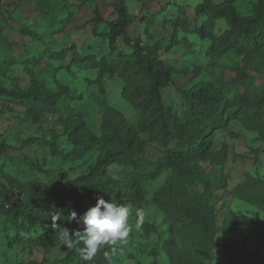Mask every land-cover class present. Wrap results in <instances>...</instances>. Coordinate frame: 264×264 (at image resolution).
I'll return each mask as SVG.
<instances>
[{
	"label": "rangeland",
	"instance_id": "1",
	"mask_svg": "<svg viewBox=\"0 0 264 264\" xmlns=\"http://www.w3.org/2000/svg\"><path fill=\"white\" fill-rule=\"evenodd\" d=\"M212 1L229 11L210 10L204 0H0V203L39 199L64 205L73 185H80L91 201L103 197L98 187L111 180L122 184L128 173L125 143L111 140L100 126L109 109L136 131L150 159L160 156L159 149L177 145L172 129L154 136L149 127L139 128L157 115L151 114L157 100L149 106L143 100L148 81L142 85L117 71L99 73L118 51L131 52L120 34L112 44L106 37L118 18L129 21L120 29H126L132 43L149 49L155 68H169L158 110L171 117L168 123H181L191 92L209 96L216 91L234 103L235 92L216 82L221 75L226 81L251 78L249 101L256 105L262 100L264 40L236 52L227 49L233 43L227 38L239 24L264 20V0ZM4 89L36 90L44 98L23 104ZM262 129L258 124L248 128L234 117L207 127L211 142L200 158L187 159L178 171L161 168L145 180L141 204L115 200L131 206L132 230L126 241L102 246L91 261L82 260L76 250L82 243L62 245L61 230L51 227L52 220L12 221L0 211V264L173 263L184 227L192 229L198 245L186 264H264V205L231 194L247 175L264 184ZM31 137L52 139L62 152L73 148L75 138L91 146L81 158L66 160L38 142H25ZM169 177L177 184L170 192L165 187ZM155 198L176 201L178 210L160 206ZM137 209L144 212L139 228ZM68 218L56 223L82 227ZM225 230L240 247L231 253V262L222 244Z\"/></svg>",
	"mask_w": 264,
	"mask_h": 264
},
{
	"label": "trees",
	"instance_id": "2",
	"mask_svg": "<svg viewBox=\"0 0 264 264\" xmlns=\"http://www.w3.org/2000/svg\"><path fill=\"white\" fill-rule=\"evenodd\" d=\"M205 6L210 10H227L223 7L216 5L212 0H204ZM230 20L237 24L234 19V14L229 12ZM261 21V25L259 22ZM129 21L124 18H118L115 23H111L109 33L106 34L109 42L112 44L114 37L120 34L123 41L129 45L131 52L118 51L113 59L107 65H102L99 69L100 75L104 74V71L115 72L131 82L142 84L143 81H148V89L146 95L143 98L145 102H148L145 106L153 104L152 99H156L158 104L153 107L152 115L157 114L151 121L144 119L147 122H143L139 125V128L147 131L154 132V136L163 135L168 132V129H172L173 133L178 134L177 145L174 148L162 151L159 149V157L156 159H150L146 155L143 140L137 137V133L132 127L126 124L124 118L109 109L105 112L104 117L101 120L100 126L105 132H108V137L111 140L122 138L125 143L123 152H127L125 158H128V164H124V168L127 170V175L123 178L122 184L113 180L110 181V185H104L98 187L105 200L112 199L114 202L119 198H124L126 202L133 205H138L144 202V194L142 189V183L157 176L161 168L170 167L174 171H178L182 164L187 159H198L210 146V139L208 136L207 127H213L215 122L227 123L229 117L240 119L243 124L248 128H253L258 124L264 129V96L261 95L262 100L258 101L256 105L252 104L249 97L251 94V86L253 80L247 79L245 76H241L236 80L231 79L226 81L221 75L216 78L217 84H219L226 92H235L237 100L234 103H230L227 97L212 91L211 95L205 94L199 95L196 93L188 94L187 113L181 119V123H168L171 119L166 113L162 111V104L160 101V88L165 84L166 74L168 73V67L155 68L152 65L153 57L147 47H140L138 44L131 42L128 37L126 29H120L125 27ZM228 41L232 40V45H228L227 49H232L237 52L236 49L246 48L249 45H253V48L263 43L264 40V20H248L243 24L238 25V29L232 35L227 38ZM252 48V49H253ZM27 58V57H26ZM36 62V61H34ZM100 65V63H99ZM143 85V84H142ZM221 89V88H218ZM255 90V89H254ZM6 93L22 100V103L32 102L33 100L43 99L44 96L38 93L36 90H7ZM150 101V102H149ZM203 106L207 110L203 109ZM158 111V112H157ZM164 113V114H163ZM162 116V117H161ZM175 118V117H174ZM168 120V122H167ZM186 125V128H184ZM262 129V130H263ZM170 131V130H169ZM158 133V134H157ZM206 138L203 140V138ZM25 142H38L43 146H47L66 160L81 158L84 153L90 148V143H85L81 139L75 138L73 140V148L67 152H62L57 143L52 139H46L42 137H31ZM4 147L0 142V150ZM29 164H33L31 160ZM76 181H73L74 184ZM175 180L169 177L166 181L165 187L170 192L176 187ZM72 196L64 199V205L60 201L59 204L48 205L39 199H32L29 203H13L9 206L0 203V211L14 221L18 217H24L28 222H33L37 218L41 220H52L53 214L59 215L60 222L67 220L69 217L70 209H74L77 212L80 210L86 211L89 207L95 205L96 199L89 200L85 197L87 193H81L80 185L72 187ZM97 190V187H95ZM168 192V193H169ZM231 194L241 200H244L251 204H263L264 205V184L259 177H252L247 175L244 180L238 183L231 190ZM64 196L62 195L61 199ZM74 199V200H73ZM164 200V201H163ZM154 202L161 205H168L174 210H178V204L176 201L170 198L154 199ZM210 213L207 212L209 219ZM211 221V220H210ZM192 229L184 227L180 231V248L178 250L179 257L173 263L166 264H186V261L192 256L193 253L198 251L197 240L195 238ZM223 246L227 253V259L232 261L231 253L233 251L240 250L236 242L232 238L230 232L225 230L224 232ZM204 254V253H203Z\"/></svg>",
	"mask_w": 264,
	"mask_h": 264
},
{
	"label": "clouds",
	"instance_id": "3",
	"mask_svg": "<svg viewBox=\"0 0 264 264\" xmlns=\"http://www.w3.org/2000/svg\"><path fill=\"white\" fill-rule=\"evenodd\" d=\"M131 206L114 202L112 199L105 200L102 196L97 197L95 205L89 207L78 216L76 211L69 213V221H75L77 227L69 229L56 223L60 220L59 215L53 214L51 227L61 230L60 239L66 248H73L75 244L82 243L83 247H77L80 257L84 261H91L96 253L104 245H115L118 241L127 240L132 228L129 224ZM139 228L143 222L144 212L136 210ZM71 233V234H70Z\"/></svg>",
	"mask_w": 264,
	"mask_h": 264
}]
</instances>
